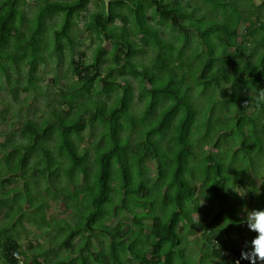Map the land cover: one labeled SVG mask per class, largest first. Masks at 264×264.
I'll use <instances>...</instances> for the list:
<instances>
[{
	"label": "trees",
	"instance_id": "obj_1",
	"mask_svg": "<svg viewBox=\"0 0 264 264\" xmlns=\"http://www.w3.org/2000/svg\"><path fill=\"white\" fill-rule=\"evenodd\" d=\"M23 4L25 0H0V80L4 77L11 87L9 69L25 65L28 77L21 87L26 98L39 88L36 70L46 52L52 56L78 44L73 33L77 18L94 6L83 23L97 41L91 61L84 51L71 57L76 79L60 94L59 107L50 106L39 122L26 119L19 136L11 132L0 142L2 197L14 199L23 190L30 192V185L35 189L30 179L36 175L56 197L62 192L52 193L50 182L63 178L72 183L75 176L68 191L73 202L66 206L81 219L71 227L62 221L68 229L54 226L63 233L59 244L77 254L53 264H88L85 251L93 235L109 238L105 249L93 255L96 263L236 264L231 257L249 251L246 242L256 235L240 222L242 208L264 209V182L258 192L252 184V175L264 165V103L255 99L257 89H264V1L38 0L29 18ZM241 22L245 39L237 44ZM160 26L168 29V38ZM105 40L110 42L107 52ZM188 42L194 45L185 55ZM149 50L153 56L148 63L137 61ZM125 73L139 78V114L130 107L134 91ZM52 82L57 84L56 73ZM10 92L16 98L18 87ZM96 92L111 100L94 98ZM61 100L67 108L60 107ZM6 111H0L1 118ZM85 135L92 141L90 161V151L82 146ZM224 142L229 144L222 148ZM206 143L218 151L203 149ZM40 163L43 167L37 168ZM237 186L248 190V200L235 192ZM30 194L28 204L34 205L36 196ZM200 198L212 208L195 223L192 215L203 210ZM9 206L0 200V209L9 213ZM119 213L130 224L120 219L105 223ZM34 222L37 228L49 224L45 217ZM15 226L3 227L6 235ZM196 226L202 242L200 255L193 258L183 239L197 232ZM77 235L81 238L73 247ZM3 239L4 261L19 264L12 253L22 252L20 243L11 236Z\"/></svg>",
	"mask_w": 264,
	"mask_h": 264
},
{
	"label": "rangeland",
	"instance_id": "obj_2",
	"mask_svg": "<svg viewBox=\"0 0 264 264\" xmlns=\"http://www.w3.org/2000/svg\"><path fill=\"white\" fill-rule=\"evenodd\" d=\"M37 1L38 0H25V4L21 5V8L27 18L32 16V12L36 8ZM235 1H238L242 5L248 2V0H234V2ZM262 1L264 0H253L256 5L260 4ZM100 9H104V4L101 5ZM92 10H94V6L90 4L88 10L77 18V28L74 30L73 33L75 35V41L77 40L78 44L74 45L71 50L64 48L61 52H57L52 56H49V53L46 52L44 60H42V62L37 66L36 70L37 77L39 78V88L32 89L27 92V98L26 92L23 91L21 87V85L26 82V79L28 77V72L25 65L20 64L18 67L11 68L8 71L12 83L11 87H18V94L16 97L17 99L13 98V96L11 95V87L5 82V78H1L0 83L2 85L0 86V111H2L4 108H7V111L4 113V118H1L2 114H0V142L3 141L6 136L9 135V133L11 132H13L16 137L19 136L18 130L22 122L26 119H31L33 121L39 122L48 115L47 111L50 109V106H53L55 108L59 107L57 99L59 98L60 94L69 91L70 86L74 84L76 79V76L73 75L72 69L70 68L71 57L77 59L79 52L84 51L86 54V61L90 62L93 50L97 44V41L93 37L89 36L83 28V23L85 22L88 13ZM205 17H207V15H205ZM244 29L245 23L241 22L238 27V35L236 41L237 44L245 39ZM160 33L164 38H168L171 35L168 29L162 26H160ZM187 45L188 46L184 50L185 55L191 51V49L193 48H191V46L194 45V43L188 42ZM102 46L103 51L107 52L110 49V42L105 40L103 41ZM152 56L153 52L149 50L143 56L136 57V59L137 61L140 60L144 63H148L149 57ZM105 61V63L108 62V60ZM105 63H103V66H105ZM178 63L179 60L176 61V64ZM55 73L57 74V84H54L52 82V77ZM123 76L127 78L134 91V99L132 100V104H130V107L134 110L135 113L139 114L141 113L143 108V101L137 99L136 97V94L139 90V78L127 73H125ZM146 86H148V84H146ZM93 96L94 98H104L107 101L111 100V97H105L103 96V94H99L98 92L94 93ZM65 102L66 101L61 100V108H67ZM97 130L98 129H96V132L94 131L95 136H97ZM84 133H87V131L85 130ZM84 139L85 140L82 143V146L87 147V149L90 151V161L93 157V149L89 142L92 141L88 142V139H86V135L84 136ZM228 144L229 142H224L222 148H225L226 146H228ZM202 147L203 149L211 150L214 153L218 151V149L212 144L210 145L206 143ZM3 153L4 150H2V148L0 147V157L3 156ZM255 160L258 161L261 159L255 158ZM3 161L5 162V159ZM15 161H17L16 158L14 159V162ZM243 163L244 166L247 165L248 168L250 167L248 162ZM43 165L44 163H40L37 168H42ZM13 166H16V164H14ZM33 166L34 164H31L29 169L34 170L35 168H33ZM1 168L2 166L0 167V169ZM7 168L8 167H5L3 170H6ZM2 172V174L6 173V171ZM152 172L153 171H150V174H152ZM250 175H252V173H250ZM74 177L72 178V183L63 178L55 181L54 183L53 181L50 182L49 187L53 190L52 193L57 194L60 190L62 192V194H57L56 197H52V195H50L47 190H45L47 184L38 175H36L35 178L30 179V181L34 183L35 186L34 189L33 187H31L33 185H30V192H28L29 190H23L22 195L17 194L14 199L12 198V195H4L3 197L0 196V200L3 203L10 204L9 213L7 212L6 208L0 209V264H6L1 253V242L6 236H11L20 243L23 250L22 252L19 251V254L24 259V264H53V261L64 256L71 258L76 257L77 252L71 253V248L67 249L64 245L59 244L61 243L60 239L62 238L63 233L57 232V226H54L55 224H61V226H64L66 229H68V227L62 223V221H65L66 224L70 225L69 227H71L75 222L81 219V217H78L79 215L77 214L78 212L76 210H74L70 206H66V204H71L73 202L71 199L68 198V191L71 192L75 186L73 185L75 184ZM252 177V184L256 188L255 191L258 192L262 189L260 187L264 182V165L260 167L259 174L257 176L252 175ZM0 178L3 177L0 176ZM23 178L21 177L20 181H23ZM79 182L84 183L81 180L80 176ZM51 189H48V191L51 192ZM236 189L238 192H243L246 190V195L244 196V198L247 200L249 199L250 196L247 189L242 188L240 186H237ZM36 190L38 191L37 193H39L40 195L36 193ZM30 193L36 196L35 200L37 201L34 202V205L28 204V199L26 197L29 198L30 196H32ZM229 196L236 202V198H233V194L229 193ZM43 197L45 198V200ZM78 202L79 205H81L82 197L78 199ZM199 204L203 210L199 213H194L192 215V221L195 223L202 219L204 213L206 214V209L212 208V205H210L209 202L204 198H200ZM248 209L252 210V208ZM7 213L8 216L6 215ZM125 216L124 213H119L118 215L113 217L112 220H106L105 223L108 225H113L118 219H120L123 220V222H126V224H130V218L128 216ZM245 216L246 213L241 211L240 222H242L243 224H245L243 222V218ZM30 217H32L33 220H29ZM44 217L48 220V226L44 228H37V224L34 221H38L40 223ZM219 221L222 222V219H219ZM13 223L16 224L14 230L11 228V230L7 233L8 235H6V232L4 231L3 227L7 225H13ZM187 223L189 226L188 220ZM196 227L197 232L191 233L183 239L186 253L192 254L193 258H197V256L200 255L199 246L202 242V239L200 238L198 232L200 231V228L198 226ZM235 230L236 229L234 228L232 231ZM244 231L246 235L249 234L247 229H245ZM84 233L88 234L89 231L85 230ZM80 238V235H77L72 238L71 246L76 247V245L80 241ZM100 239L101 237L97 235H93L91 237L89 251H85V255H88L90 257L88 264H104L103 262L96 263L93 260V255L96 254L99 250H104L106 247V243H108L109 241V238L103 240ZM194 239H196V241ZM248 242L249 241L246 242L247 247L245 245V250L250 251L251 243ZM41 249L45 250V253L43 255L38 253ZM32 259H35V261H33ZM247 262V264H251V261L249 262V260H247ZM76 264H80V262H77Z\"/></svg>",
	"mask_w": 264,
	"mask_h": 264
},
{
	"label": "clouds",
	"instance_id": "obj_3",
	"mask_svg": "<svg viewBox=\"0 0 264 264\" xmlns=\"http://www.w3.org/2000/svg\"><path fill=\"white\" fill-rule=\"evenodd\" d=\"M255 99L258 104L264 103V89H257ZM235 192L238 193L241 198H244L246 195V190L243 192ZM242 212L246 213L243 222L247 224L248 228L255 232L256 235L251 240V250L242 252L241 256L244 259H249L251 264H264V209L248 210L246 207H243ZM236 264H239V262L237 261Z\"/></svg>",
	"mask_w": 264,
	"mask_h": 264
},
{
	"label": "built area",
	"instance_id": "obj_4",
	"mask_svg": "<svg viewBox=\"0 0 264 264\" xmlns=\"http://www.w3.org/2000/svg\"><path fill=\"white\" fill-rule=\"evenodd\" d=\"M245 252H246V251H245ZM12 255H13V257H15L16 259L19 260V264H23V258H22V256L19 254L18 251H13ZM231 258H233V260H234L235 263L238 261L239 264L242 263V261H247V260H249V259H244V258H242L241 254H239V255H233ZM249 262H250V260H249Z\"/></svg>",
	"mask_w": 264,
	"mask_h": 264
}]
</instances>
